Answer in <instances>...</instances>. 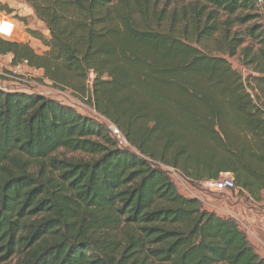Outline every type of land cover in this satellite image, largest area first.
<instances>
[{"label": "trees", "instance_id": "1", "mask_svg": "<svg viewBox=\"0 0 264 264\" xmlns=\"http://www.w3.org/2000/svg\"><path fill=\"white\" fill-rule=\"evenodd\" d=\"M23 1L49 37L26 34L47 51L0 38V55L60 88L81 90L92 72L94 109L136 153L68 105L0 89V264H264L149 162L193 181L230 172L262 199L264 105L229 63L264 87L255 0Z\"/></svg>", "mask_w": 264, "mask_h": 264}, {"label": "built area", "instance_id": "2", "mask_svg": "<svg viewBox=\"0 0 264 264\" xmlns=\"http://www.w3.org/2000/svg\"><path fill=\"white\" fill-rule=\"evenodd\" d=\"M255 2L261 20L264 21V0H255ZM17 29V24L13 19L0 13L1 39H14L17 36ZM23 67L29 68L30 71L24 72ZM39 71L28 67L26 62L13 66L11 63L8 64L2 60L0 61V89L9 92L38 94L58 102H60L58 99L63 98L67 104L60 103L69 104V106L75 105V101L62 88L54 86L51 82L45 83L46 85H39L35 78L40 77L37 74ZM88 115L106 129L110 138L115 141L119 148L135 152L119 128L99 114L94 107L89 109ZM149 162L166 173L179 195L197 201L201 208L208 213L231 220L245 235H253L252 229L246 223V217L240 212L241 207L238 206V202L243 198L251 202L256 201L236 185L232 173L222 172L215 179L193 181L172 166L151 160ZM260 205L264 208V195L260 200Z\"/></svg>", "mask_w": 264, "mask_h": 264}, {"label": "rangeland", "instance_id": "3", "mask_svg": "<svg viewBox=\"0 0 264 264\" xmlns=\"http://www.w3.org/2000/svg\"><path fill=\"white\" fill-rule=\"evenodd\" d=\"M190 1H193V0H169L168 2L167 0H160L158 4V9H161L162 7H165L166 5H169L168 10H171L174 7H181L182 5H185L189 3ZM0 7H4V10L3 11L0 10V13L13 19L15 23L17 24V28H18L17 36L14 39H10L9 41L22 43V44H28L29 47L36 54L43 55L47 51V47L44 46L38 40L29 37L26 34V30L30 29V30L36 31L42 34L44 37H49V34L46 31L45 26L39 20L35 18L33 12L24 3V1L23 0H0ZM23 19L25 23L23 22ZM259 22L264 26V21L260 19ZM208 51L212 54L214 53L213 48L209 49ZM229 63L231 64L232 68L235 71H238L240 73L245 83H249V86H247V89H248V92L253 95L254 97L253 99L255 103H257V105H260V106L264 105V87L256 85L255 83L256 75L253 72H251L249 69H246L240 65V59L238 56L230 58ZM35 78L39 85H46L49 83V81L42 78V76L35 77ZM93 79H94V74L91 72V73H88L87 78L82 83L81 90L75 89L71 86H66L62 88L63 91L68 93V96L71 97L75 101V105H70V107L76 109L78 113L84 116H89L88 115L89 109L93 108L92 99H91ZM251 87L253 90L251 89ZM58 100L62 103H66L63 98L58 99ZM58 155L66 156V157L81 156L79 155V153L72 154V153L62 151V150L59 151ZM242 202L244 204H247L249 207L250 206L258 207L256 206L254 202H251L247 200L246 198H243ZM258 209H262V208L258 207ZM12 263L13 261L10 262L9 264H12Z\"/></svg>", "mask_w": 264, "mask_h": 264}, {"label": "crops", "instance_id": "4", "mask_svg": "<svg viewBox=\"0 0 264 264\" xmlns=\"http://www.w3.org/2000/svg\"><path fill=\"white\" fill-rule=\"evenodd\" d=\"M11 58V55H0V61L3 60L8 64L11 63ZM22 70L24 72L30 71L27 67H23ZM37 74L41 77L43 76V71L40 70ZM254 203L262 209L252 206L249 207L247 204H244L242 200H239L238 206L241 207L240 212L246 217V223L250 226L253 232L252 236L246 235V237L250 244L255 248V251L264 258V208L260 205V201Z\"/></svg>", "mask_w": 264, "mask_h": 264}]
</instances>
